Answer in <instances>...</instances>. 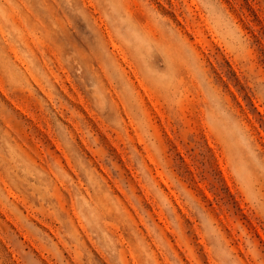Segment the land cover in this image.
<instances>
[{
  "label": "rangeland",
  "instance_id": "rangeland-1",
  "mask_svg": "<svg viewBox=\"0 0 264 264\" xmlns=\"http://www.w3.org/2000/svg\"><path fill=\"white\" fill-rule=\"evenodd\" d=\"M0 264H264V0H0Z\"/></svg>",
  "mask_w": 264,
  "mask_h": 264
}]
</instances>
